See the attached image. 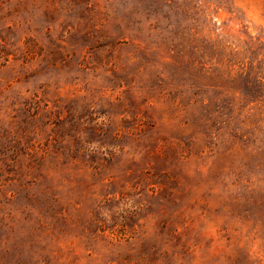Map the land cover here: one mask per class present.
<instances>
[{
  "label": "rangeland",
  "instance_id": "374dc122",
  "mask_svg": "<svg viewBox=\"0 0 264 264\" xmlns=\"http://www.w3.org/2000/svg\"><path fill=\"white\" fill-rule=\"evenodd\" d=\"M0 264H264V0H0Z\"/></svg>",
  "mask_w": 264,
  "mask_h": 264
}]
</instances>
